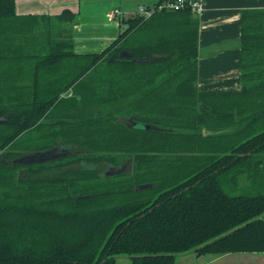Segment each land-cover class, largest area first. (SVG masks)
<instances>
[{"label":"trees","instance_id":"obj_1","mask_svg":"<svg viewBox=\"0 0 264 264\" xmlns=\"http://www.w3.org/2000/svg\"><path fill=\"white\" fill-rule=\"evenodd\" d=\"M59 23L73 14L20 17L0 0V264L264 253V192L225 190L264 185V10L241 15L236 92L198 89L187 11L129 18L98 54L52 44ZM54 148L71 153L15 162Z\"/></svg>","mask_w":264,"mask_h":264},{"label":"crops","instance_id":"obj_2","mask_svg":"<svg viewBox=\"0 0 264 264\" xmlns=\"http://www.w3.org/2000/svg\"><path fill=\"white\" fill-rule=\"evenodd\" d=\"M160 0H14L20 17L55 18L64 11L73 14V23H59L53 42L70 44L73 54H98L110 47L126 28V20L110 22L109 12L119 9L123 16L133 15L139 6H153ZM206 10L191 16L198 24V77L200 91L236 92L240 78L241 15L264 10V0H205ZM115 264H132L123 262ZM174 264H264V253L187 254Z\"/></svg>","mask_w":264,"mask_h":264},{"label":"built area","instance_id":"obj_3","mask_svg":"<svg viewBox=\"0 0 264 264\" xmlns=\"http://www.w3.org/2000/svg\"><path fill=\"white\" fill-rule=\"evenodd\" d=\"M205 10V0H161L153 6H139L137 11L130 16H123L119 9H113L109 12L108 20L114 22L134 17L147 19L155 13H175L183 11H187L191 16H200Z\"/></svg>","mask_w":264,"mask_h":264},{"label":"water","instance_id":"obj_4","mask_svg":"<svg viewBox=\"0 0 264 264\" xmlns=\"http://www.w3.org/2000/svg\"><path fill=\"white\" fill-rule=\"evenodd\" d=\"M130 53L128 52H121L119 57L120 58H128L130 57ZM146 60L144 59H137L136 62L137 63H143ZM117 123H122L125 126L128 127H134L135 123L132 121V119H126V118H118L116 120ZM3 122L0 120V124H2ZM144 129H149L150 127L148 126H143ZM71 152L67 149H63V148H54L48 151H43V152H36L33 154H27L24 156H21L20 158H18L15 162H17L18 164L21 165H30V164H40V163H45V162H49V161H53L62 157H65L67 155H69ZM132 169V159L129 158L124 164L116 166V167H112L109 168V170L107 172H105V176H116L119 175L121 173L124 172H129ZM147 186H139L137 188L134 189V191H137L139 189H144Z\"/></svg>","mask_w":264,"mask_h":264},{"label":"rangeland","instance_id":"obj_5","mask_svg":"<svg viewBox=\"0 0 264 264\" xmlns=\"http://www.w3.org/2000/svg\"><path fill=\"white\" fill-rule=\"evenodd\" d=\"M68 94H70V92H69V93H66V94H64V95H61L60 97H63V96H65V95L68 96ZM101 111H106V112H108V110H105V109H101ZM111 113H114V112L111 111ZM118 159H119V158H118ZM120 161H122V159H121ZM125 162H126V159L123 160V161H122L120 164H118L117 166L122 165V164H124ZM112 167H116V166H108V167L105 169V171L107 172V171L109 170V168H112ZM225 190H226L227 193L230 194V195L241 194V193H243V192H245V191H251V192L256 193L258 190H259L261 193H263V192H264V185H260V187H259L258 189H254V188L248 187V188L237 189V190H235V188H232L231 186H227ZM182 256H183V255H182ZM180 257H181V256H180ZM122 260H124L123 262H128L127 260H129V259H128V258H123ZM129 262H130V260H129Z\"/></svg>","mask_w":264,"mask_h":264}]
</instances>
